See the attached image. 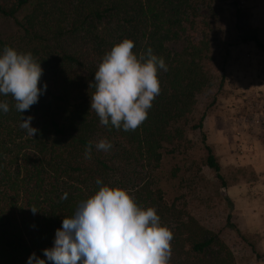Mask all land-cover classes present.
<instances>
[{
  "label": "trees",
  "instance_id": "obj_1",
  "mask_svg": "<svg viewBox=\"0 0 264 264\" xmlns=\"http://www.w3.org/2000/svg\"><path fill=\"white\" fill-rule=\"evenodd\" d=\"M206 4L205 0H0V54L5 46L32 53L43 69L39 86L47 85L38 103L23 113L16 111L11 96L0 95V101L10 105L7 114L0 111V264H27L33 252L51 264L42 250L53 246L63 218L73 215L101 185L126 189L138 206L156 209L161 224L173 232L169 264H234L219 236L182 213L162 190L159 172L164 158H176L186 144L184 127L196 98L211 85L207 40L186 37L195 31ZM242 17L235 9L233 27L239 42L253 44L264 57L263 42ZM126 38L134 42V53L151 48L168 67L159 72L161 92L148 118L128 132L100 124L90 109L99 63ZM27 116L39 130L33 137L20 127ZM189 130L199 133L203 166L224 190L220 167L205 143L202 117ZM101 139L112 144L109 151L95 148ZM89 141L91 159H85ZM64 193L67 199H61ZM220 196L227 210L226 226L241 237L229 223L232 202L224 192ZM33 206L35 214L29 208Z\"/></svg>",
  "mask_w": 264,
  "mask_h": 264
},
{
  "label": "rangeland",
  "instance_id": "obj_2",
  "mask_svg": "<svg viewBox=\"0 0 264 264\" xmlns=\"http://www.w3.org/2000/svg\"><path fill=\"white\" fill-rule=\"evenodd\" d=\"M205 2L195 31L186 37L207 40L211 85L196 98L184 127L186 144L176 158L162 162V190L182 213L219 236L234 264H264V57L253 44H241L233 27L238 9L247 28L264 44V0ZM201 117L224 190L203 166L199 133L189 130ZM221 192L232 202L229 223L243 239L226 226Z\"/></svg>",
  "mask_w": 264,
  "mask_h": 264
},
{
  "label": "clouds",
  "instance_id": "obj_3",
  "mask_svg": "<svg viewBox=\"0 0 264 264\" xmlns=\"http://www.w3.org/2000/svg\"><path fill=\"white\" fill-rule=\"evenodd\" d=\"M135 44L123 39L107 52L94 73L95 91L90 109L100 124L117 130L135 131L148 118V111L161 92L159 72H167L163 57L151 48L137 55ZM43 69L32 53H20L5 46L0 54V95L11 96L15 109L23 113L38 103L47 85L39 86ZM0 111L7 114L10 105L0 101ZM32 116L22 117L20 127L31 137L38 129L31 126ZM92 142L85 147V159H91ZM98 151L107 152L112 144L101 139ZM101 185V180H96ZM67 193L61 199H67ZM33 214L38 210L29 207ZM173 232L161 224L153 207L144 209L128 190L101 185L65 216L55 230L51 248L43 255L51 264H169ZM27 264H46L33 252Z\"/></svg>",
  "mask_w": 264,
  "mask_h": 264
}]
</instances>
